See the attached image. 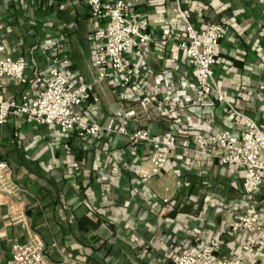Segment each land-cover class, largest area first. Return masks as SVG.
Instances as JSON below:
<instances>
[{"label": "crops", "instance_id": "1", "mask_svg": "<svg viewBox=\"0 0 264 264\" xmlns=\"http://www.w3.org/2000/svg\"><path fill=\"white\" fill-rule=\"evenodd\" d=\"M126 13L142 19L153 39L150 53L126 66L135 80L129 85L103 84L100 106L86 110L90 122L116 128V103H135L143 94L165 97L181 105L180 139L225 129V107L213 102L198 106L186 95L188 68L175 45L182 28L173 26L170 0H123ZM195 31L211 23L224 30L214 74L225 99L261 128L264 136V0H190L186 2ZM76 22L77 30L62 25ZM92 27L84 0H0L1 56L22 57L32 80L51 66V59L67 57L69 77L92 80V51L87 36ZM28 87L35 89L30 81ZM20 88L3 79V94L17 98ZM160 135L168 119L152 116L142 124ZM148 145L102 133L85 140L59 135L22 116L0 125V161L8 165L15 196L0 194V264L10 260L11 245L25 241L27 231L39 236L47 258L56 264H172L182 250H197L216 238L218 259L264 260V193L242 191V170L188 166L176 151L163 171L151 180ZM166 201V202H165ZM249 215L254 232H231L235 215ZM26 225H24V222Z\"/></svg>", "mask_w": 264, "mask_h": 264}, {"label": "built area", "instance_id": "2", "mask_svg": "<svg viewBox=\"0 0 264 264\" xmlns=\"http://www.w3.org/2000/svg\"><path fill=\"white\" fill-rule=\"evenodd\" d=\"M190 0H170L173 5V26L182 28L175 45L184 56L188 68L186 95L198 106L213 102L225 107V129L212 133H200L194 138L180 139L183 120L181 105L177 100L165 97L155 100L146 94L133 104L120 98L113 112L118 121L116 128L94 123L84 118L86 110L95 112L100 106L99 92L103 84L114 81L129 85L135 80L133 70L126 66V58L132 53L140 58L151 52L154 39L144 31L142 19L126 13L123 0H84L92 27L87 41L92 51L91 81L83 76L69 77L67 57L51 59V66L32 80L25 75L28 62L22 57L1 56L0 47V125L9 118L22 116L36 125L49 127L59 135L74 134L78 139L96 137L102 133L115 134L133 146L148 145L146 162L149 169L141 172L143 180H151L165 168L169 158L180 151L188 166L199 169L207 166L229 167L236 173L242 170V191L246 195L264 193V136L260 126L249 116L231 105L222 93L214 74L220 56V43L224 30L221 24L211 23L201 32L195 31L191 12L186 5ZM67 31L78 28L76 22L62 25ZM264 70V59L258 64ZM10 78L20 88L17 98L3 94V79ZM30 81L35 89L28 87ZM168 119V126L160 135H151L142 124L152 116ZM8 165L0 161V194L15 196V187L8 178ZM166 202V201H165ZM24 222V221H23ZM24 225L26 223L24 222ZM256 222L249 215H235L229 225L231 232H254ZM264 229L260 228L253 242H260ZM219 243L212 238L200 244L197 250H182L171 258L172 264H253L243 259H218ZM7 264H56L45 253L42 239L27 231L25 241L15 242L10 248ZM264 264V260L260 263Z\"/></svg>", "mask_w": 264, "mask_h": 264}]
</instances>
